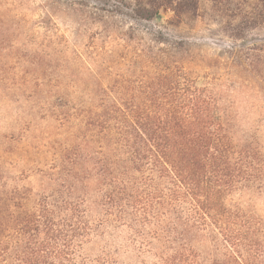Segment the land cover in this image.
Returning <instances> with one entry per match:
<instances>
[{
  "label": "trees",
  "instance_id": "obj_1",
  "mask_svg": "<svg viewBox=\"0 0 264 264\" xmlns=\"http://www.w3.org/2000/svg\"><path fill=\"white\" fill-rule=\"evenodd\" d=\"M26 1L0 0V264H264V219L239 202L264 196V144L226 113L236 91L134 29L239 0H44L34 31ZM61 14L101 46L69 43Z\"/></svg>",
  "mask_w": 264,
  "mask_h": 264
},
{
  "label": "rangeland",
  "instance_id": "obj_2",
  "mask_svg": "<svg viewBox=\"0 0 264 264\" xmlns=\"http://www.w3.org/2000/svg\"><path fill=\"white\" fill-rule=\"evenodd\" d=\"M76 3L80 10H94L101 5L102 0H67ZM44 0H29L18 7L19 15L28 21V28L37 30L40 12ZM241 9H236L234 16L231 12L223 20L216 16L188 18L180 25L170 22L172 13L162 10L160 17L152 23L134 25V29L158 31L165 38L173 41L181 53L175 60L191 62L199 73L212 72L214 79L222 77L221 84L228 94L234 89L235 99L231 102L226 113L233 114L238 122V130L243 136H252L264 144V13L262 17H253L254 20L241 18L240 11L247 8L250 0H239ZM78 6V7H77ZM212 6L208 4L207 7ZM253 6V5H252ZM57 19L58 27L66 35L69 43H74L79 50L92 52V48L101 46L102 41H96L90 23L78 27L68 16ZM238 17V18H236ZM96 20L98 17H95ZM236 18V19H234ZM93 22V19H91ZM234 20H238L237 23ZM238 26L232 30L229 24ZM42 32V31H41ZM136 34V33H135ZM136 38L139 36L135 35ZM95 39V40H94ZM23 44L19 45L22 51ZM93 46L89 51L87 47ZM179 52V51H178ZM19 66L15 68L18 70ZM213 70V71H212ZM252 197L257 207V213L264 219V196L256 198L251 194L244 196L239 202L246 203ZM95 246H88L87 253L94 256Z\"/></svg>",
  "mask_w": 264,
  "mask_h": 264
}]
</instances>
